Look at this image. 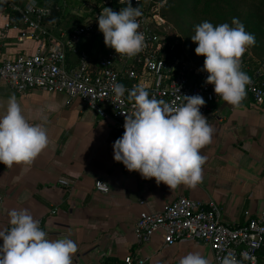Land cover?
<instances>
[{
	"label": "crops",
	"instance_id": "crops-1",
	"mask_svg": "<svg viewBox=\"0 0 264 264\" xmlns=\"http://www.w3.org/2000/svg\"><path fill=\"white\" fill-rule=\"evenodd\" d=\"M27 1L17 4L22 7ZM71 2L59 0V5L65 9ZM5 7L0 10V57L16 60L33 54L40 43L19 39L16 31L6 28L8 18L17 22L19 16ZM82 9L89 11L84 5ZM66 24L61 17L45 23V28L60 38L70 31ZM71 52L69 59H77ZM13 95L28 122L46 129L48 144L30 165L7 168L0 163V230L9 227L10 210L26 209L48 238L68 237L77 244L73 264H126L127 255L146 259L145 264H178L190 252L215 264L212 249L198 240L166 245L158 232L150 242H139L135 224L140 212L162 211L179 195L214 201L222 221L230 225L245 224L264 212V103L246 101L233 107L223 100L214 102L203 115L213 132L211 142L200 150L207 157L201 182L195 188L181 184L170 189L114 160L113 144L124 129L114 119L97 115L81 99L40 89L18 94L0 78V115ZM97 180L109 184L108 193L96 190Z\"/></svg>",
	"mask_w": 264,
	"mask_h": 264
},
{
	"label": "built area",
	"instance_id": "built-area-1",
	"mask_svg": "<svg viewBox=\"0 0 264 264\" xmlns=\"http://www.w3.org/2000/svg\"><path fill=\"white\" fill-rule=\"evenodd\" d=\"M0 4L19 16L17 22L8 18L6 28L16 31L19 39L40 43L33 54L16 60L0 57V78L18 94L40 89L65 94L70 99L79 98L97 115L114 119L122 129L126 115H132L135 110L129 92L138 85L144 86L149 98L176 105L185 102L184 95L198 94L205 100L200 108L202 115L211 111L214 102L222 100L215 94L214 86L205 83L208 73L183 57L178 41L170 43L166 39V20L159 10L164 1L131 0V5L139 7L141 12L137 18L138 31L144 42L142 50L132 58L121 57L105 45L97 21L106 8L118 12L128 6L129 0H88L83 4L89 8L83 22L60 38L46 30L45 18L50 10L37 0H28L22 7L17 0H3ZM115 4L122 7L117 8ZM69 50L77 59H69ZM242 58L243 55L241 61ZM257 74L261 78L251 79L241 103H264V65L258 68ZM117 83L125 88L119 99L112 89ZM95 188L103 193L110 189L104 180H97ZM158 232H162L166 245L183 239L201 241L212 249L215 264H220L229 253L239 264H260L264 259V212L245 224L230 225L222 221L214 201L179 195L162 211L143 209L140 212L135 224L139 242H150ZM124 261L145 264L146 259L127 255Z\"/></svg>",
	"mask_w": 264,
	"mask_h": 264
},
{
	"label": "clouds",
	"instance_id": "clouds-1",
	"mask_svg": "<svg viewBox=\"0 0 264 264\" xmlns=\"http://www.w3.org/2000/svg\"><path fill=\"white\" fill-rule=\"evenodd\" d=\"M3 2V0H0ZM139 7L131 0L126 7L113 11L106 8L97 17L98 30L104 43L121 57L132 58L143 48V36L138 31ZM196 43L195 53L203 56L202 71L208 73L205 83L214 86L219 99L239 107L246 96L250 77L241 69V57L255 44V36L245 30L238 18L229 23L213 25L205 20L195 26L190 36ZM119 99L125 92L122 84H114ZM184 103H167L149 94L143 85L129 92L134 112L126 115L124 132L113 144L114 160L142 178H155L170 189L178 185L195 188L202 180V165L207 157L201 149L211 142L213 129L200 108L205 100L200 95H184ZM45 128L29 123L16 97L8 98L6 111L0 115V163L11 168L30 165L46 148ZM9 227L0 230V264H73L77 244L68 237L50 239L39 221L26 210L8 212ZM178 264H209L199 252L183 256ZM220 264H239L229 253Z\"/></svg>",
	"mask_w": 264,
	"mask_h": 264
},
{
	"label": "rangeland",
	"instance_id": "rangeland-1",
	"mask_svg": "<svg viewBox=\"0 0 264 264\" xmlns=\"http://www.w3.org/2000/svg\"><path fill=\"white\" fill-rule=\"evenodd\" d=\"M42 3H45L49 0H40ZM52 2L55 0H51ZM71 0H69L70 2ZM160 2L165 0H159ZM172 4H176L178 7L181 0H168ZM88 2V0H72L71 3H68V6L63 9L61 15L62 18L66 20V28L71 25L78 23L76 18L78 13L85 15L82 9L83 4ZM262 6V22H258L256 19H253V23H246V18L252 14L255 10L261 9ZM163 7V6H162ZM191 10L180 9L176 14V17L170 22L167 18L166 20V39L171 41H178L183 50V57H185L186 51V35L190 33L191 22L200 21H218L216 25L225 23L223 19H229L231 23L232 18H238L245 27V30L255 36V44L246 49L245 53L247 57H252L253 59L257 58V54L261 52L260 49H264V7L259 4V0H198V4L195 3L187 6ZM6 7L0 4V10L5 9ZM161 13L162 8L160 6ZM220 13L224 15L220 17ZM258 27L260 29H258ZM74 28V27H73ZM165 30V31H166ZM197 46V45H196ZM262 66V65H261Z\"/></svg>",
	"mask_w": 264,
	"mask_h": 264
},
{
	"label": "trees",
	"instance_id": "trees-1",
	"mask_svg": "<svg viewBox=\"0 0 264 264\" xmlns=\"http://www.w3.org/2000/svg\"><path fill=\"white\" fill-rule=\"evenodd\" d=\"M195 3L196 5L198 4V0H181V2H179L178 7H176V4H172L170 3L168 0H165V4L162 7V15L167 18V20H169L170 22L172 21V19H174L176 17V14L178 13V11L180 9H187V10H191L190 8H188L187 6H189L190 4ZM45 4L50 7V13L49 16L54 18V21L59 20V18H61L62 15V11H63V7L59 5V0H55V1H47L45 2ZM259 4L263 5L264 7V0H259ZM115 6L117 8L122 7L118 4H115ZM261 9L255 10L252 14H250L245 22L248 23H253L254 20L256 19L258 22H262V6H260ZM85 15H87V13H84ZM85 15L83 16H76V18L78 19V24H81L85 18ZM224 14L220 13V17H222ZM225 23H229L231 25V23L229 22V19H223ZM211 22L214 26L216 25V22L218 21H209ZM201 23L200 21H196L194 19V21L191 22V29H190V33L188 35H186L185 39V45H186V51H185V59L186 60H191L193 61L197 66L203 68V63H204V57L203 56H198L195 53V48H196V43H194L191 40V35L194 34L195 32V26L197 24ZM75 24V25H76ZM75 25H71L70 27H68V30H71ZM258 29H260L258 27ZM168 42L173 43L174 41H171L168 38ZM177 47L178 50L180 51V53H183L182 47L180 45V43H177ZM261 52L258 53L256 56V59H253L252 57H247L246 53L243 54V58L241 61V69L247 73V75L250 77V80L253 78H261V75L257 74V70L261 65H264V49H260Z\"/></svg>",
	"mask_w": 264,
	"mask_h": 264
},
{
	"label": "water",
	"instance_id": "water-1",
	"mask_svg": "<svg viewBox=\"0 0 264 264\" xmlns=\"http://www.w3.org/2000/svg\"><path fill=\"white\" fill-rule=\"evenodd\" d=\"M54 19L52 17H46L45 22L46 23H53Z\"/></svg>",
	"mask_w": 264,
	"mask_h": 264
}]
</instances>
